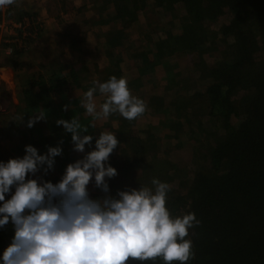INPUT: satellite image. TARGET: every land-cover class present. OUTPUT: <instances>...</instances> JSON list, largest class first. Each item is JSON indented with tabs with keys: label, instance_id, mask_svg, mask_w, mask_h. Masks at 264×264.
<instances>
[{
	"label": "rangeland",
	"instance_id": "obj_1",
	"mask_svg": "<svg viewBox=\"0 0 264 264\" xmlns=\"http://www.w3.org/2000/svg\"><path fill=\"white\" fill-rule=\"evenodd\" d=\"M123 4L129 9L142 5L143 8L138 9L139 23L124 28L121 44L111 50L114 54L109 50L105 35L115 36L122 24L119 19L113 20V6L108 0H15L14 4L0 8L3 18L0 23H5L0 24V161L22 158L26 145L34 146L44 154L47 146L54 147L59 143L55 141L56 144L43 146L42 138L21 120L19 109L26 79L64 74L71 67L84 76L83 68L86 67L85 76L90 79L87 84L93 87L94 81L102 83L111 77L104 68L109 63V55L115 57L119 53V66L125 73L118 78H125L132 95L145 101L146 111L138 118L126 121L127 125L122 128L123 120L127 119L118 112L107 119H94L85 110L83 117L92 125V130L87 133L94 137L92 145L85 146V151L95 147V138L100 132L116 134L120 144L108 161L118 173L108 181L113 196L117 190L153 187V178L171 186L167 195L184 196L195 173L208 164L207 148L222 134L216 118L210 119L206 114L208 104L197 99L196 116L189 108L190 96L200 92L199 87L206 84L200 72L204 63L208 65L221 57L224 50L221 44L218 48L213 44V48L210 46L209 51L201 54L193 51H183L178 56L170 54L161 59L154 72L141 74L140 64L146 62L145 55L154 48L155 42L169 30L171 33L182 31L188 14L183 8L167 14L157 12L153 0H125ZM23 15L40 19L38 37L30 43L29 38H19V27L15 24ZM218 27L216 24L211 28L217 31ZM133 53H136L135 58ZM74 91L69 96L77 94L81 104L88 90L78 88ZM95 93L99 111L106 97L98 89ZM154 95H165L167 100L170 99L169 104L158 107V113L152 110L156 101H150V98ZM51 97L52 108L61 107L60 102L64 100L56 94ZM175 103L180 105V111L175 109ZM49 121L54 118L50 117ZM190 123L192 125L188 126ZM21 130L27 132L26 136L19 137ZM42 130L47 133V129ZM61 147L62 156L55 158L54 170L44 177L53 183L60 180L69 163L83 156L73 151L72 141L63 142ZM89 188L93 197L101 195L92 184ZM9 198L10 195H6V199Z\"/></svg>",
	"mask_w": 264,
	"mask_h": 264
},
{
	"label": "trees",
	"instance_id": "obj_2",
	"mask_svg": "<svg viewBox=\"0 0 264 264\" xmlns=\"http://www.w3.org/2000/svg\"><path fill=\"white\" fill-rule=\"evenodd\" d=\"M124 1L108 0L113 6V20L119 19L122 24L115 36L105 35L113 54L111 50L121 44L124 28L139 23L138 9L143 8L142 5L129 9ZM153 3L162 14L185 9L188 21L182 31L169 30L145 53L146 62L139 67L141 74L154 72L161 59L170 54L178 56L183 51L201 54L209 51L210 46L213 48V44L216 48L221 44L224 50L221 57L208 65L204 63L200 72L206 84L190 96L189 107L198 116L197 99L206 102L209 106L206 114L210 119L216 118L222 134L207 148L208 164L195 173L185 195H167L166 199L173 217L191 212L201 221L199 226L189 229L186 237L192 240L195 252V259L187 264H264V0H153ZM216 24H219L217 31L211 28ZM31 41L29 38L28 42ZM116 55H109L104 72L118 78L125 71L119 66L121 55ZM132 56L135 58L136 53ZM83 71L84 76L71 67L64 74L26 79L19 113L27 123L32 115L46 113V120L30 128L42 138L43 146L56 144L62 141L61 137L63 142L71 141V134L56 124L61 118H78L82 126L92 130L91 123L83 117L86 109L77 94L69 96L75 89L91 88L87 84L90 79L85 76L87 68ZM53 94L64 100L57 109L52 108L50 101ZM151 100L156 101L152 109L156 113L159 106L170 103L165 95L151 96ZM175 104L180 111V105ZM50 117L54 121H49ZM123 121L122 128L128 120ZM19 132V137L27 134L24 130ZM13 235L11 223L0 229V256ZM143 264H164V261L157 258Z\"/></svg>",
	"mask_w": 264,
	"mask_h": 264
},
{
	"label": "clouds",
	"instance_id": "obj_3",
	"mask_svg": "<svg viewBox=\"0 0 264 264\" xmlns=\"http://www.w3.org/2000/svg\"><path fill=\"white\" fill-rule=\"evenodd\" d=\"M14 3L0 0V8ZM93 85L81 105L94 119L118 112L134 120L146 111L145 101L132 95L123 77L113 75ZM97 89L106 97L99 111ZM46 118L44 111L34 114L27 127ZM56 124L71 134L73 151L83 154L66 166L58 182L44 177L54 170L55 158L62 156L63 141L47 146L44 154L26 145L22 158L0 161V229L11 223L14 230L0 264H143L157 258L164 264H187L195 259L193 242L186 237L201 221L191 212L171 215L166 207L168 183L153 178V187L117 190L113 196L108 181L118 173L108 161L120 144L116 134L100 132L95 147L86 152L94 137L78 118H61ZM90 184L101 195L93 197Z\"/></svg>",
	"mask_w": 264,
	"mask_h": 264
},
{
	"label": "built area",
	"instance_id": "obj_4",
	"mask_svg": "<svg viewBox=\"0 0 264 264\" xmlns=\"http://www.w3.org/2000/svg\"><path fill=\"white\" fill-rule=\"evenodd\" d=\"M23 16L19 18V21L17 23H15L16 26L19 27V38L24 40L25 38L33 39L35 37H38L40 30L38 29V26H40L39 17L33 15L29 17ZM0 18H2V15ZM0 24L4 25L5 23L4 21H1Z\"/></svg>",
	"mask_w": 264,
	"mask_h": 264
}]
</instances>
